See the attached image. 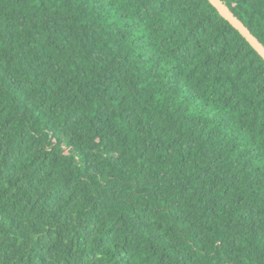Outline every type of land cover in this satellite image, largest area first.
Listing matches in <instances>:
<instances>
[{"label":"trees","instance_id":"16d2710c","mask_svg":"<svg viewBox=\"0 0 264 264\" xmlns=\"http://www.w3.org/2000/svg\"><path fill=\"white\" fill-rule=\"evenodd\" d=\"M0 264H264V60L209 0H0Z\"/></svg>","mask_w":264,"mask_h":264},{"label":"water","instance_id":"95a60500","mask_svg":"<svg viewBox=\"0 0 264 264\" xmlns=\"http://www.w3.org/2000/svg\"><path fill=\"white\" fill-rule=\"evenodd\" d=\"M220 15L247 41V43L264 60V46L252 35L246 26L235 17L222 0H209Z\"/></svg>","mask_w":264,"mask_h":264},{"label":"snow or ice","instance_id":"6c2138e0","mask_svg":"<svg viewBox=\"0 0 264 264\" xmlns=\"http://www.w3.org/2000/svg\"><path fill=\"white\" fill-rule=\"evenodd\" d=\"M32 223L35 224L36 228H39V226H40V222L39 221L33 220ZM28 230L29 229H27V227H26L25 231H28ZM32 231H34V229Z\"/></svg>","mask_w":264,"mask_h":264}]
</instances>
